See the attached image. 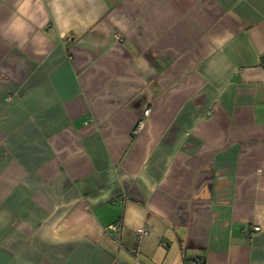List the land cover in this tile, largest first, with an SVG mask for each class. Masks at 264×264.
<instances>
[{"label":"crops","instance_id":"crops-1","mask_svg":"<svg viewBox=\"0 0 264 264\" xmlns=\"http://www.w3.org/2000/svg\"><path fill=\"white\" fill-rule=\"evenodd\" d=\"M198 257L264 264V0H0V264Z\"/></svg>","mask_w":264,"mask_h":264},{"label":"built area","instance_id":"built-area-1","mask_svg":"<svg viewBox=\"0 0 264 264\" xmlns=\"http://www.w3.org/2000/svg\"><path fill=\"white\" fill-rule=\"evenodd\" d=\"M115 37H118V35H115ZM148 112H149V109L147 108L144 110L143 114L147 115ZM143 125H144V118L141 117L136 121L135 126L132 129V133L133 134L138 133L142 129ZM259 229H260V227L258 225H248L246 232H247L248 236H250L253 232H255ZM118 230H119V224L117 222H112V223L108 224L105 228V232H107V233L117 232ZM135 231H136V240H135V243L130 248V253L132 254L133 257L137 258L139 251H140V242H141L142 238L145 235H147L148 230L145 227L138 226L135 229ZM113 239L117 243L121 242L120 238L117 235L114 236ZM194 260L190 261L187 264H194V262H195Z\"/></svg>","mask_w":264,"mask_h":264},{"label":"trees","instance_id":"trees-1","mask_svg":"<svg viewBox=\"0 0 264 264\" xmlns=\"http://www.w3.org/2000/svg\"><path fill=\"white\" fill-rule=\"evenodd\" d=\"M200 259V257H198V258H196L194 261V264H202L203 263V261Z\"/></svg>","mask_w":264,"mask_h":264},{"label":"rangeland","instance_id":"rangeland-1","mask_svg":"<svg viewBox=\"0 0 264 264\" xmlns=\"http://www.w3.org/2000/svg\"><path fill=\"white\" fill-rule=\"evenodd\" d=\"M115 35H117V34H115Z\"/></svg>","mask_w":264,"mask_h":264}]
</instances>
